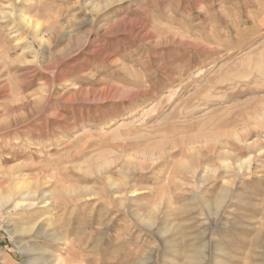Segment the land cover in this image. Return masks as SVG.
Wrapping results in <instances>:
<instances>
[{
  "label": "rangeland",
  "instance_id": "rangeland-1",
  "mask_svg": "<svg viewBox=\"0 0 264 264\" xmlns=\"http://www.w3.org/2000/svg\"><path fill=\"white\" fill-rule=\"evenodd\" d=\"M57 259L264 264V0H0V264Z\"/></svg>",
  "mask_w": 264,
  "mask_h": 264
},
{
  "label": "bare ground",
  "instance_id": "bare-ground-1",
  "mask_svg": "<svg viewBox=\"0 0 264 264\" xmlns=\"http://www.w3.org/2000/svg\"><path fill=\"white\" fill-rule=\"evenodd\" d=\"M36 183H37L36 186L32 190V187L30 188V183L24 182L22 184L24 186L23 187L21 186V187H22V189L27 190V191H22V189H20L19 195H17V197L14 200V203L17 202V201L18 202L15 203V205L13 206V210H16L18 208H21L22 210L26 211V213H30L29 215H31V217L29 216V217L24 218L25 225H23V226L19 227L17 230H15L16 236H26V237L29 236L31 238L32 237L41 238V236H43L42 235V231H45L44 230L45 229L44 228V225H45L46 222L39 221L36 224H33L34 221H35V217H33L32 211L35 210V209H40L41 212L48 210V207L47 206L50 205V204H52L53 201L56 200V195H55V193H52V192L51 193L46 192L43 189L44 188L43 187L44 184H42L40 181H38ZM33 185H35V184H33ZM16 191H18L17 188H16ZM10 201H11V199H10ZM19 202H22L23 203L22 207H20ZM32 224L34 225V227L32 226ZM13 231H14V229H13ZM48 231H45V232H48ZM43 234H44V232H43ZM42 239L44 240V238H42ZM27 249H29L31 252H33L32 258L33 257L34 258H38L39 255H40V257H39L40 259H42L44 257L41 254V252L38 251L39 249L34 248L33 246H28ZM58 262H61L62 264H71V263L68 262V260H61V259H57V260L53 261V263L51 262V264H55V263H58Z\"/></svg>",
  "mask_w": 264,
  "mask_h": 264
}]
</instances>
